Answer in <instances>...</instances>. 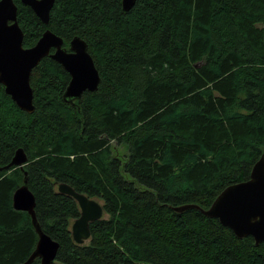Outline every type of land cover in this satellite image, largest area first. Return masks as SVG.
<instances>
[{"label":"trees","instance_id":"1","mask_svg":"<svg viewBox=\"0 0 264 264\" xmlns=\"http://www.w3.org/2000/svg\"><path fill=\"white\" fill-rule=\"evenodd\" d=\"M14 2L25 47L47 28L65 47L79 36L100 82L66 102L70 75L46 56L30 75L31 113L0 84V264L25 262L38 240L12 204L18 148L37 223L59 245L53 264H264V242L202 212L264 152V0H135L127 11L54 0L47 25ZM59 183L102 200L87 243L72 237L80 209Z\"/></svg>","mask_w":264,"mask_h":264},{"label":"water","instance_id":"2","mask_svg":"<svg viewBox=\"0 0 264 264\" xmlns=\"http://www.w3.org/2000/svg\"><path fill=\"white\" fill-rule=\"evenodd\" d=\"M20 2L29 6L44 25L48 24L54 0ZM134 2L121 0L123 10H129ZM46 56L58 62L70 75L62 95L64 101L74 103L85 91L97 89L100 75L84 39L74 36L68 47H65L62 38L47 28L34 45L25 47L23 31L17 20V5L14 0H0V84L21 110L29 113L34 110L30 75L32 69ZM26 162L25 151L18 148L6 166L20 167L24 172L22 184L13 192L12 204L14 208L28 212L38 234L33 252L21 264H30L35 258L40 259V264H53L59 245L37 223L35 197L28 187L24 170ZM57 189L77 201L80 214L72 222L71 234L76 243H84L90 237V224L103 217L102 204L66 183H59ZM190 206L197 207L183 205L175 210L180 212ZM202 212L208 217L217 218L239 238L251 236L256 245L264 242V152L253 164L248 179L226 186L209 208Z\"/></svg>","mask_w":264,"mask_h":264},{"label":"rangeland","instance_id":"3","mask_svg":"<svg viewBox=\"0 0 264 264\" xmlns=\"http://www.w3.org/2000/svg\"><path fill=\"white\" fill-rule=\"evenodd\" d=\"M114 149L116 150L117 154H119V156L122 158L124 157L125 153H126V149L123 145H118L115 146L114 145ZM100 203H102V200L100 198L97 199ZM88 240L85 241V243H87ZM56 264H62L61 262H56Z\"/></svg>","mask_w":264,"mask_h":264}]
</instances>
